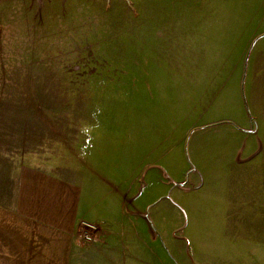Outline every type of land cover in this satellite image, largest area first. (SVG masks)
Listing matches in <instances>:
<instances>
[{"label": "rangeland", "instance_id": "374dc122", "mask_svg": "<svg viewBox=\"0 0 264 264\" xmlns=\"http://www.w3.org/2000/svg\"><path fill=\"white\" fill-rule=\"evenodd\" d=\"M23 166L144 209L141 264H264V0H0L1 203Z\"/></svg>", "mask_w": 264, "mask_h": 264}, {"label": "crops", "instance_id": "0c3cea01", "mask_svg": "<svg viewBox=\"0 0 264 264\" xmlns=\"http://www.w3.org/2000/svg\"><path fill=\"white\" fill-rule=\"evenodd\" d=\"M81 203L80 184L21 167L13 203L0 202V264H141L136 238L146 228V211L134 208L125 214L119 206L108 216L96 209L98 203L85 208ZM80 221L100 227L99 243L77 240Z\"/></svg>", "mask_w": 264, "mask_h": 264}, {"label": "built area", "instance_id": "2783aa9c", "mask_svg": "<svg viewBox=\"0 0 264 264\" xmlns=\"http://www.w3.org/2000/svg\"><path fill=\"white\" fill-rule=\"evenodd\" d=\"M82 230L78 232V236L84 244H94L101 241L100 236L97 234V228L91 224H83Z\"/></svg>", "mask_w": 264, "mask_h": 264}, {"label": "clouds", "instance_id": "9594fccd", "mask_svg": "<svg viewBox=\"0 0 264 264\" xmlns=\"http://www.w3.org/2000/svg\"><path fill=\"white\" fill-rule=\"evenodd\" d=\"M97 111H99V109H97Z\"/></svg>", "mask_w": 264, "mask_h": 264}]
</instances>
